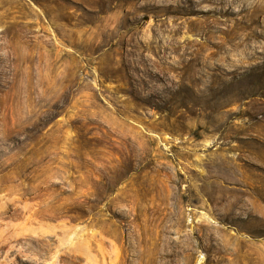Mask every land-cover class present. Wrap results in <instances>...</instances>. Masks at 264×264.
I'll return each mask as SVG.
<instances>
[{"label": "rangeland", "instance_id": "374dc122", "mask_svg": "<svg viewBox=\"0 0 264 264\" xmlns=\"http://www.w3.org/2000/svg\"><path fill=\"white\" fill-rule=\"evenodd\" d=\"M0 264H264V0H0Z\"/></svg>", "mask_w": 264, "mask_h": 264}]
</instances>
